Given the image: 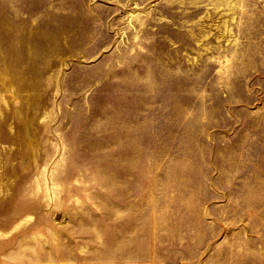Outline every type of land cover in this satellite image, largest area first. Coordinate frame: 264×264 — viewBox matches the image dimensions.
<instances>
[{"label": "rangeland", "instance_id": "obj_1", "mask_svg": "<svg viewBox=\"0 0 264 264\" xmlns=\"http://www.w3.org/2000/svg\"><path fill=\"white\" fill-rule=\"evenodd\" d=\"M0 264H264V0H0Z\"/></svg>", "mask_w": 264, "mask_h": 264}]
</instances>
